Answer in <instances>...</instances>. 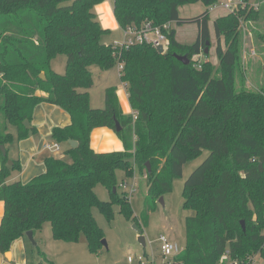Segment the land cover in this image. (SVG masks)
Instances as JSON below:
<instances>
[{
  "label": "trees",
  "instance_id": "trees-1",
  "mask_svg": "<svg viewBox=\"0 0 264 264\" xmlns=\"http://www.w3.org/2000/svg\"><path fill=\"white\" fill-rule=\"evenodd\" d=\"M250 1L213 21L220 73L216 76L209 62L192 57L208 55L209 8L218 0H113V16L121 29L147 23L197 26L190 45L179 43L171 28L163 54L148 44L119 50L102 43L109 30L100 25L95 7L103 0H0V146L12 142L11 127L19 141L35 133L31 121L41 103L57 106L71 119L69 125L51 131L55 142L66 145L64 154L70 162L47 158L45 172L28 183H6L11 170H20V165L9 166L7 154L0 150L4 203L0 254L26 238L28 231L33 235L41 231L45 223L54 240L74 243L82 235L89 252L97 254L104 233L93 208L110 222L113 207L118 206L119 213L141 229L130 199L118 193L117 171L126 178L145 175L141 216L145 225L159 198L181 177L183 166L206 152L183 186V209L191 214L185 219L186 247L172 264H218L223 257L222 264L231 260L250 264L255 255L264 261V80L259 91L243 85L237 89L238 15L248 10L247 20L258 21L264 10V0H256L258 9L249 8ZM197 3L206 8L203 13L179 16L180 7ZM174 54L186 55L188 65ZM57 55L66 56L62 75L50 67ZM119 62L123 65L119 79L132 112H122L116 87L105 90L103 109L92 108L89 68L108 71ZM115 120L121 127L118 132ZM101 127L115 133L123 150L91 148L90 135ZM98 185L109 192L110 201L99 200Z\"/></svg>",
  "mask_w": 264,
  "mask_h": 264
},
{
  "label": "rangeland",
  "instance_id": "rangeland-1",
  "mask_svg": "<svg viewBox=\"0 0 264 264\" xmlns=\"http://www.w3.org/2000/svg\"><path fill=\"white\" fill-rule=\"evenodd\" d=\"M222 0H218L221 2ZM106 8V16L108 18L98 19L100 25L108 24L114 21L110 16V5H113V0H103ZM256 0H251L249 8H253ZM113 7V6H112ZM206 8L200 4H192L179 8V16L181 18H193L203 13ZM264 11V10H263ZM259 14L258 21H248L247 13L238 15V27L240 39V69L237 78V89L243 85L244 88L251 91H259L258 85L261 80H264V13ZM209 27H210V42L208 48V55L199 57H192L193 60L199 59L201 61L209 62L214 68V74L220 76L219 73V59L216 56L217 40L214 35L213 21L218 17L225 16L230 12L224 11L221 7H216L209 11ZM98 18V15H97ZM113 23V22H112ZM172 27L176 30V38L178 42L184 45H190L195 42L197 37V26L195 24H185L183 26ZM122 29L116 27L109 30V33L102 37L101 42L110 45L115 41H122ZM259 37H262L259 39ZM222 49H225L223 38H221ZM185 56L186 55H180ZM188 59V58H187ZM50 67L57 74H64L66 67V56L57 55L51 62ZM93 85L88 90L90 95L91 107L96 109H103L105 105V90L110 87L122 89V83L119 79V68L117 65L111 70L102 71L97 66L89 68ZM244 83V84H243ZM13 129V127H11ZM14 131V129L12 130ZM53 144V143H52ZM63 161H68L69 156L64 153H59ZM207 153L204 152L196 159L188 161L182 169V175L174 179L172 190L170 193L163 195V204L157 201L155 210L149 214L147 223L144 225L141 221L142 212L144 209V202L146 196V177L145 175L135 174L132 178H126L122 171H117V186L119 194L123 193L130 199L131 210L133 215L139 221L141 226V233L145 238V247L138 241V233L133 228L136 225L132 221H127L120 213L119 207H113V218L110 222L106 220L103 214L97 208L92 209L93 217L97 225L103 230L106 247L98 251L97 254L89 252L85 237L81 235L80 239L74 243H68L52 238L51 226L45 223L41 231L36 233L34 240L37 243L33 247L27 238H24L28 243V260L27 264H129L127 262L128 256L137 258L144 257L146 262L144 264H162L160 254V244L158 238L161 235L168 236L174 244L177 245L178 250L182 251L186 247L185 240V219L191 214L183 209L182 190L186 179L190 174L206 159ZM9 166H12L9 165ZM127 182L128 191L121 188V183ZM135 186V192L129 194V190ZM95 193L100 201H110L109 192L98 185L95 188ZM129 194V195H128ZM40 251L43 252L44 258L41 257ZM255 264H264V261L257 255L254 256ZM132 264H138L136 260Z\"/></svg>",
  "mask_w": 264,
  "mask_h": 264
},
{
  "label": "crops",
  "instance_id": "crops-1",
  "mask_svg": "<svg viewBox=\"0 0 264 264\" xmlns=\"http://www.w3.org/2000/svg\"><path fill=\"white\" fill-rule=\"evenodd\" d=\"M112 8V5H110V16L114 20L112 21L113 23L108 21V24L102 25L103 28L108 30L115 29L118 26L114 19ZM95 13L98 15L99 20L103 17L107 18L106 8L103 2L95 7ZM116 95L118 97L122 112L124 114H130L132 110L124 85L122 86V89H117ZM70 123L71 119L69 115L63 110L48 103H41L35 107L32 116L31 125L36 128L35 133L30 134L28 138L19 141L16 137V129L13 128L14 131H12L13 129L10 128L9 132L13 136V140L11 143L5 146V150L8 161H11L12 164L14 162L19 164L20 170H11L6 183H28L34 177L45 172V160L47 158L52 157L55 159H62V156H59V154L47 150L45 145L55 143V141L51 138V131L54 127H65ZM90 146L96 152L123 150L121 141L117 138L112 130L106 127L96 128L92 131L90 135ZM66 148L67 147L65 144H60L61 153H64ZM66 162H70V158ZM3 214L4 203L0 201V223ZM35 237L36 234L34 235V238ZM27 244L28 243L25 241V239H19L15 241L8 251L10 253L8 258L5 256V254H0V264H27L29 253Z\"/></svg>",
  "mask_w": 264,
  "mask_h": 264
},
{
  "label": "built area",
  "instance_id": "built-area-1",
  "mask_svg": "<svg viewBox=\"0 0 264 264\" xmlns=\"http://www.w3.org/2000/svg\"><path fill=\"white\" fill-rule=\"evenodd\" d=\"M217 6L221 7L226 12H233L237 7L244 8L246 4L244 3V0H222L221 2H218L217 4L211 6L209 8V11L213 10ZM254 9H258L259 3H254L253 5ZM172 23H166L162 25L161 27L158 26H151L149 23L145 24L144 26L140 28H136L134 26H129L125 29H122V41H115L114 43L110 44L113 48L121 49H128L130 46L137 45V44H148L154 49H157L158 47L163 48L164 53L168 49L169 40L167 37V32L173 28ZM119 71L122 70V63L117 64ZM45 148L51 152H58L60 151V144L59 143H53V144H47L45 145ZM121 188L128 191L127 182L121 183ZM135 192V186H132V188L129 190V194H133ZM128 194V195H129ZM264 234V231H263ZM158 243L160 244V254L162 258V264H172V258L177 255L180 251L178 250V247L176 244L172 242V240L165 236L161 235L158 238ZM134 260L137 261L138 264H144L146 260L144 257L139 256L137 258H134L133 256H128L127 262L129 264H132ZM224 261V257L218 264H222ZM226 264H248L245 262H240L238 260H231L227 261ZM250 264H255L254 257L252 258V262Z\"/></svg>",
  "mask_w": 264,
  "mask_h": 264
},
{
  "label": "water",
  "instance_id": "water-1",
  "mask_svg": "<svg viewBox=\"0 0 264 264\" xmlns=\"http://www.w3.org/2000/svg\"><path fill=\"white\" fill-rule=\"evenodd\" d=\"M208 46H209V41L206 42L205 54H208V48H207ZM156 51L159 54H163L164 53L163 48H161V47H158L156 49ZM173 56L175 57L176 60H178L179 62H181L183 65H188L189 60L185 56H180V55H177V54H174ZM41 78L44 79V76L41 75ZM25 125L27 126V122L25 123ZM115 129H116L117 132L121 130V127H120L119 123L116 120H115ZM68 144L72 148H76L77 147V143L75 141H68ZM0 150H1V153L5 156L6 155V150H5L4 146H0ZM11 164H12V162L11 161H8V165H11ZM146 165H147L148 171H150L149 164L147 163ZM115 192H116V189L113 188V193H115ZM159 202L163 204V199L161 197L159 198ZM241 225H242V229L244 230V223L242 222ZM133 228L138 233V241H139V243L143 247H145V245H146L145 244V238H144V236L141 233V229L138 228L137 225H134ZM25 237L28 239V241L31 243V245L33 247H36L37 246V243L34 240V235H33V232L32 231H28L25 234ZM101 245L104 246V247H106L105 240H102L101 241ZM7 254H9V252L5 253V256L6 257H7Z\"/></svg>",
  "mask_w": 264,
  "mask_h": 264
},
{
  "label": "bare ground",
  "instance_id": "bare-ground-1",
  "mask_svg": "<svg viewBox=\"0 0 264 264\" xmlns=\"http://www.w3.org/2000/svg\"><path fill=\"white\" fill-rule=\"evenodd\" d=\"M10 254V253H9ZM9 254H7V258L9 257Z\"/></svg>",
  "mask_w": 264,
  "mask_h": 264
}]
</instances>
